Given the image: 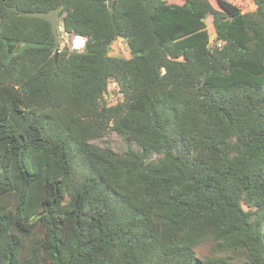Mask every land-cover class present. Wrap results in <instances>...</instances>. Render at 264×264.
Instances as JSON below:
<instances>
[{
    "label": "trees",
    "instance_id": "obj_1",
    "mask_svg": "<svg viewBox=\"0 0 264 264\" xmlns=\"http://www.w3.org/2000/svg\"><path fill=\"white\" fill-rule=\"evenodd\" d=\"M252 1L0 0V264H264ZM49 10L81 51L55 57L50 23L23 15ZM108 130L124 151L91 142Z\"/></svg>",
    "mask_w": 264,
    "mask_h": 264
},
{
    "label": "rangeland",
    "instance_id": "obj_2",
    "mask_svg": "<svg viewBox=\"0 0 264 264\" xmlns=\"http://www.w3.org/2000/svg\"><path fill=\"white\" fill-rule=\"evenodd\" d=\"M167 1H176V0H167ZM214 5L215 0H211ZM232 2L233 4L237 5L242 12H248L255 9V4L252 0H228ZM207 29L210 34V37L212 38L214 35L213 26L211 22V17L207 16L206 19ZM70 37L71 34H66L61 26V21L58 22V46L60 50L63 49H69L70 45ZM108 54L111 56H117L122 58H128L130 57V50L126 43V41L122 38L115 39L109 46ZM119 98V94L117 93V87L114 82H109L108 84V93L104 96V102L105 103H114ZM92 143L100 146V147H109L115 152H122L124 149H126L127 145L123 138L117 133H115L112 130H108L105 135H102L100 137L93 138L91 140ZM208 252V244L201 243L198 246L195 247V253L197 257L203 256Z\"/></svg>",
    "mask_w": 264,
    "mask_h": 264
},
{
    "label": "water",
    "instance_id": "obj_3",
    "mask_svg": "<svg viewBox=\"0 0 264 264\" xmlns=\"http://www.w3.org/2000/svg\"><path fill=\"white\" fill-rule=\"evenodd\" d=\"M23 15L25 16H33L39 19L46 20L50 23L51 26V32L54 35L55 43L58 44V22L61 21L59 14L54 10L49 11H26L23 12ZM58 47H56L57 51ZM57 56V53H55V57Z\"/></svg>",
    "mask_w": 264,
    "mask_h": 264
},
{
    "label": "built area",
    "instance_id": "obj_4",
    "mask_svg": "<svg viewBox=\"0 0 264 264\" xmlns=\"http://www.w3.org/2000/svg\"><path fill=\"white\" fill-rule=\"evenodd\" d=\"M84 46H85L84 36L79 35V34H71L69 50L81 51L84 48ZM59 51H60V48L57 49V52Z\"/></svg>",
    "mask_w": 264,
    "mask_h": 264
},
{
    "label": "clouds",
    "instance_id": "obj_5",
    "mask_svg": "<svg viewBox=\"0 0 264 264\" xmlns=\"http://www.w3.org/2000/svg\"><path fill=\"white\" fill-rule=\"evenodd\" d=\"M58 45V44H57ZM58 48H59V46H57ZM55 53H58L57 51H56V49H55Z\"/></svg>",
    "mask_w": 264,
    "mask_h": 264
}]
</instances>
